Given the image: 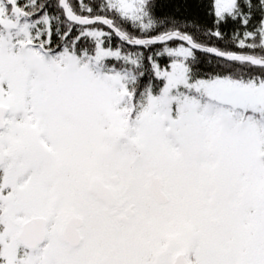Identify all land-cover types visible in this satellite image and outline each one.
Wrapping results in <instances>:
<instances>
[{"label": "snow or ice", "instance_id": "6c2138e0", "mask_svg": "<svg viewBox=\"0 0 264 264\" xmlns=\"http://www.w3.org/2000/svg\"><path fill=\"white\" fill-rule=\"evenodd\" d=\"M0 264H264V0H0Z\"/></svg>", "mask_w": 264, "mask_h": 264}]
</instances>
